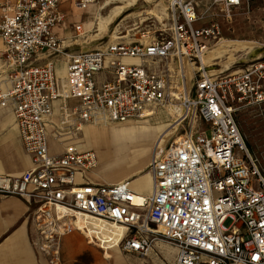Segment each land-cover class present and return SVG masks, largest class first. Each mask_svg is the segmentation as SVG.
Returning a JSON list of instances; mask_svg holds the SVG:
<instances>
[{
  "label": "built area",
  "instance_id": "obj_1",
  "mask_svg": "<svg viewBox=\"0 0 264 264\" xmlns=\"http://www.w3.org/2000/svg\"><path fill=\"white\" fill-rule=\"evenodd\" d=\"M72 1L86 9L99 0ZM217 1L231 16L234 8L253 0ZM61 2L0 0V57L5 60L0 75H8L5 86L0 83V107H13L23 147L34 163L19 176L0 173V199L18 196L27 202L26 219L49 264L60 263V239L74 232L105 259L117 251L146 257L161 241L177 249L175 264H264V169L236 116V101L264 102V60L237 75L196 80L184 108L186 118L193 115L201 124L169 145H158L150 163L153 187L140 197L129 180L89 179L100 164L94 149L72 143L51 153L48 127L56 102L79 99L80 124L98 117L114 123L150 119L170 98L171 86L145 61L199 57L222 34L221 24L199 26L192 1L170 0L168 38L66 53L54 31L65 22ZM76 30L81 34L83 26ZM47 53L67 57L64 74H57L52 61L30 64ZM125 57L143 62L128 65L121 60ZM106 60L117 78L98 87L96 75ZM228 220L233 222L229 227Z\"/></svg>",
  "mask_w": 264,
  "mask_h": 264
},
{
  "label": "rangeland",
  "instance_id": "obj_2",
  "mask_svg": "<svg viewBox=\"0 0 264 264\" xmlns=\"http://www.w3.org/2000/svg\"><path fill=\"white\" fill-rule=\"evenodd\" d=\"M194 3L199 17L198 24L209 25L214 20L219 21L222 27V34L209 42L207 50L199 57H182L169 56L163 58L151 59V68L159 75L167 77L170 81V98L162 106L158 115L147 121H132L126 123H114L109 119L98 117L95 119L97 123L107 122L109 128H127L130 126L146 125L153 131L166 132L169 128L173 129L175 119L180 118L181 124L179 129L173 134H166L164 138L158 140L159 135L151 138V147L154 149L150 154V159L155 147L159 143L164 142V146L173 143L179 137L190 134L195 126H199L201 121L199 118L190 115L186 118L184 101L195 93V82L198 78L219 77L224 75L240 74L250 69L258 61L264 60V52L261 57L254 55V52L244 48L234 46L236 42H249L255 47H262L264 51V0H253L250 5L243 3L240 7L234 8L231 16H228L223 11L222 5L217 0H189ZM103 7V9L95 8L94 6ZM123 5L122 0H99L91 5L88 9H75L74 21H81L85 18V31L83 34L75 35L73 39L68 41H76L71 48L74 51L102 48L112 42H127V43H149L151 41L163 40L171 34L169 30V8L170 0H139L137 5L128 8L109 26L108 31L99 29V15L108 16L111 11ZM92 26L88 29V24L92 19ZM73 25V24H72ZM114 33L124 36L119 39L114 37ZM117 35V36H118ZM113 36V37H112ZM65 43H69V42ZM60 61H66V56L57 54ZM177 93L179 98L173 97L172 94ZM174 99V100H173ZM174 104L178 111L173 114L169 113L166 106L170 102ZM237 104V121L240 129L245 136L250 150L255 153L259 159L260 166L264 169V102L259 104H247L241 101H236ZM70 118V117H69ZM76 121H73L75 120ZM184 119V120H183ZM73 121L71 131L74 132L80 124L78 118L72 117ZM94 121L82 123V126H87ZM172 126V127H171ZM177 127V128H178ZM176 128V129H177ZM88 130L80 128L76 134L85 147L99 151L92 146L87 138ZM178 137V138H177ZM100 162H101V156ZM144 172L150 171V165L144 167ZM108 178V177H107ZM136 188V187H134ZM138 190V189H137ZM151 191V189H150ZM149 191V192H150ZM233 224L232 220H228L226 225L229 227ZM87 246L93 247L85 241ZM170 245V244H169ZM158 252V251H157ZM157 252L152 251L146 257H130L136 264H150L153 255ZM158 264H162L163 257L157 256ZM100 261L105 263L99 256ZM165 258V257H164ZM166 260V259H165ZM167 264H170L166 261ZM99 261L90 257L84 264H98ZM108 263V262H106ZM116 264V261L113 262Z\"/></svg>",
  "mask_w": 264,
  "mask_h": 264
},
{
  "label": "crops",
  "instance_id": "obj_3",
  "mask_svg": "<svg viewBox=\"0 0 264 264\" xmlns=\"http://www.w3.org/2000/svg\"><path fill=\"white\" fill-rule=\"evenodd\" d=\"M76 8L81 9L77 7L72 0H62L61 2V10L65 14V22L63 25L56 26L54 31L57 37L63 41L66 47L65 52L78 53L88 50L100 49L87 48L84 50L74 51L71 48V46L76 42H69L68 40L73 39L74 34L77 36L83 34H79L77 32L76 26L82 25V31H85V18H83V20L81 21L72 23L73 25L71 24V21H74V18L76 17L74 16V10ZM168 20L170 30L173 26V17L171 11L169 12ZM197 25L203 26L198 23ZM67 41L69 43H65ZM115 43H123L128 45L137 44H130L127 42H112L107 44L106 46H103L102 48ZM0 48H3V43L1 41ZM121 60L123 61V63L128 65H139L143 62L138 58L125 57ZM50 61L54 63L57 74H64L67 71V57L66 61H60L57 56L50 55L49 53L34 58L30 64L34 66H41L47 64ZM108 61L109 60H106L103 70H101L96 75V84L98 87L105 83H114L116 81V73L108 65ZM145 65L149 71L156 73L151 68V58L145 61ZM3 66H5V60L3 59V57H0V67ZM7 77V71H1L0 83L3 87L5 86L4 81ZM80 103L81 101L79 99H69L67 101L56 102V117L48 127L49 145L52 154L62 152L67 145L72 143H79L85 149H92L85 147L83 143L78 138H76V134L82 127V124L78 125L74 132L71 131V128L73 127V121H76V119L73 121L70 120L72 119V117L78 118L76 110L79 107ZM62 106H65V111L60 109V107ZM161 108L162 106L157 108L154 116L147 120L155 118ZM66 114L70 115V118L68 119L69 122L62 123L66 118ZM147 120H131L128 122ZM33 166L34 163L32 157L25 151L23 147L13 107H0V173L10 176H19L26 170L33 168ZM92 172L88 173V177L90 180L105 184H109L111 182V179H107L106 177H104V179H93L91 176ZM131 186L134 188L132 184ZM134 189L137 192H140L136 188ZM147 193H149V191ZM28 209L29 207L27 202L21 197L8 196L0 199V264H49V255L43 251L37 231H35L30 221L26 219V213L28 212ZM85 241L87 242L86 238L79 232H74L63 236L60 239L61 253L59 264H84L88 260H90V257H93L94 259L99 261L98 264H113L114 261H116V264H119L116 259L118 255L127 264H136L130 257H140L139 255L134 253H124L121 251H117L112 258L105 259L94 246H87L85 244ZM167 245L168 244L164 242L158 241L154 244V248L152 251H158L157 254H155L157 256L163 257V259L165 260L164 257L165 252L168 248ZM168 246L174 247L172 245ZM175 250L176 256L174 263H176L178 253L176 248ZM99 256L103 261H105V263L100 261ZM152 260L153 258L151 259L150 264H153Z\"/></svg>",
  "mask_w": 264,
  "mask_h": 264
},
{
  "label": "bare ground",
  "instance_id": "obj_4",
  "mask_svg": "<svg viewBox=\"0 0 264 264\" xmlns=\"http://www.w3.org/2000/svg\"><path fill=\"white\" fill-rule=\"evenodd\" d=\"M122 1L123 5L115 7L108 16L103 17L102 15H99V29L101 31H108L112 22H114L128 8L137 5L139 2V0ZM94 7L103 9V7H98L96 5ZM93 20L94 19L87 23L88 29L92 26ZM117 35V33H114L113 36L119 39L124 37ZM234 46L251 50L257 57H261L263 53L262 47H255V45H251L249 42H236ZM172 96L179 98L177 93H173ZM166 109L172 114L174 111H178L174 101L170 102V104L166 106ZM179 122L180 118L177 117L172 125L173 129L170 130L169 128L166 132H162V130L159 132L153 131L146 125H134L120 129L109 128L107 122L97 123L95 120L87 126H82L81 128L88 130L87 138L91 145L98 149L101 156L100 165L91 173L92 178L104 179V177H108L107 179H111L110 183L129 180L131 184L140 191L139 196L143 197V195L153 187L152 173L150 171H143L144 167L151 163L150 154L154 149L151 147V138L155 135H159L158 140H161L166 134L168 135L177 132L179 129L178 126L181 124ZM164 143L165 140L163 144ZM168 245L167 251L165 252L166 260L163 259L161 262L162 264H167L166 261H168L171 264H175L176 250L174 247ZM116 259L119 264H127L121 257H119V255ZM152 261L153 264H158L156 254L153 255Z\"/></svg>",
  "mask_w": 264,
  "mask_h": 264
},
{
  "label": "water",
  "instance_id": "obj_5",
  "mask_svg": "<svg viewBox=\"0 0 264 264\" xmlns=\"http://www.w3.org/2000/svg\"><path fill=\"white\" fill-rule=\"evenodd\" d=\"M264 52V51H263Z\"/></svg>",
  "mask_w": 264,
  "mask_h": 264
}]
</instances>
